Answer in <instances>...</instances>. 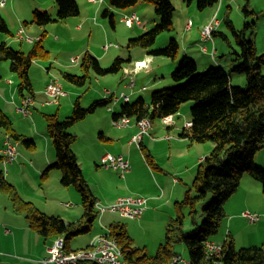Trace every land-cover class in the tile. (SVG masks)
I'll use <instances>...</instances> for the list:
<instances>
[{
    "label": "trees",
    "instance_id": "trees-1",
    "mask_svg": "<svg viewBox=\"0 0 264 264\" xmlns=\"http://www.w3.org/2000/svg\"><path fill=\"white\" fill-rule=\"evenodd\" d=\"M108 1L112 7L122 10L135 8L143 3L150 4L154 8L153 12L159 17L153 28L136 38H130L129 49L136 47L149 49L154 46L157 37L174 30L175 9L171 0ZM220 1L197 0L198 10L217 5ZM184 2L188 5L193 3V0ZM54 3L57 8L55 17L47 11H35L31 23L45 27L80 14V6L76 0H55ZM245 11L248 12L247 9ZM103 14L110 18L114 26L113 14L108 10ZM232 29L240 51L235 52V59L229 60L230 65L227 69L222 66L201 68L189 56H183L175 62L176 70L171 75L177 86L155 90L151 94L150 102L143 97L134 102H123L121 112L113 116L115 119L127 117L138 122L147 118L153 123L155 119L178 114L183 103L192 101L194 102L191 107L192 126L180 136L187 138L191 144L206 142L214 144L210 154L198 164L197 176L194 178L197 195L191 197L190 192H187L184 201L177 204V216L168 221L164 242L160 244L155 255L133 248V239L124 224L116 223L110 227V233L106 234L117 240L128 264H171L173 259L179 256L175 250L179 243L184 244L189 250L190 264H264V247L250 246L239 250L230 235L222 241L223 250L219 259L205 256L206 242L218 238L219 228L225 217V204L237 191L241 176L248 174L262 185L261 189L264 192V168L254 163L256 155L264 149V53L260 55L257 53L255 43L247 39L245 32ZM0 34H10L4 20H0ZM216 34L217 32L213 36ZM220 35L229 40L225 35ZM179 49V43L172 37L164 48L151 51L149 54L175 60L179 55ZM48 54L39 42H36L29 53H24L0 41V61H9V70L18 75V95L25 97L33 94L30 68L34 60L46 59ZM125 63L126 60L117 58L110 67L103 68L99 59L87 52L84 53L80 66L84 75L63 73L62 76L71 84L83 86L91 72L101 77L115 75L123 70ZM230 68L231 71L228 73ZM231 73L246 76L247 89L233 85ZM112 101L111 97L103 98L95 101L89 108H83L77 100L73 105L72 115L64 120L58 119L57 115H45L47 133L52 140V146H55L56 161L43 171V177L46 178L52 170L58 171L60 184L65 188L72 187L80 194L84 209L83 221L66 224L60 217L42 213L33 203L21 199L14 186L6 183L0 172L1 189L5 188L9 192L18 212L24 213L28 224L45 239L63 237L68 242L80 234L89 232L98 218V211L95 208L96 197L93 196L94 193L87 183L78 156L72 147L77 138L69 131L97 109L108 108ZM0 128L5 131L4 135L15 143L21 142L27 148L34 147L35 141L17 134L12 120L1 109ZM141 149L148 158H151L145 148L141 146ZM210 194L212 201L205 203L202 208L206 219L199 224L197 203L205 201ZM183 205L190 206V217L195 226L190 232L184 231L186 219ZM65 248L67 251H73L67 248V243Z\"/></svg>",
    "mask_w": 264,
    "mask_h": 264
},
{
    "label": "crops",
    "instance_id": "crops-1",
    "mask_svg": "<svg viewBox=\"0 0 264 264\" xmlns=\"http://www.w3.org/2000/svg\"><path fill=\"white\" fill-rule=\"evenodd\" d=\"M76 2H78L80 6V14H78L79 16L68 18L62 22L51 23H58L56 25L49 24L45 27H40L32 24L31 18L28 21V17H25L26 14L20 12V8L18 7V5L23 4L21 0H6L5 7H0V20H4L6 22L11 33L6 35L0 34V41L6 42V44L12 46V48L21 50L25 53V51H27L32 45H28L17 39V32H19V30H23L31 38H41L40 42L43 41L44 37H46L45 41L46 45H48V49L46 47L44 48L51 55L54 42L53 39L47 36L48 33H53L56 31L59 32L62 35V39L59 41L61 43V41H63L64 39L63 36L65 37V34H67V32H72V30L76 29V31H79L76 33L78 34L88 30L89 28H86V25L92 23V21L94 23L97 22V18L99 16V13H101L103 7L102 4H104L103 0H85L84 3L76 0ZM45 3V0H40L39 5L42 7V9H47V11L49 10V12L52 11L51 13L55 17V15H57V8L55 7V5L51 9H49L48 6H45ZM108 4V8L105 9V11L108 10L110 14H113V27L115 28H117L118 25L116 16L119 15L120 21H123V17L126 15V13L131 14L132 12H134L140 15L143 24L146 21L148 23L149 18H152V23H155L156 20L159 19L155 12H153L154 8L150 4L143 3L136 6L135 8L125 10L116 9L112 7L109 2ZM54 9L55 12L53 11ZM103 13L102 16L105 17ZM190 20L192 21V23L194 22L192 19H188L185 20L184 23H182L185 26L186 30H188L186 27V23ZM25 24H29V26L25 27ZM143 24H141V26H143ZM206 24H208V22H206ZM206 24H202V28ZM99 25L104 30H108V28L105 27V25L101 22ZM74 26L75 28H73ZM141 26L129 29L130 32L132 30V34H129V37L134 38V36L132 35H135V33L139 34V28H141ZM202 28H200L199 26V32L197 30L193 31L195 29V24L193 23V27L190 29V31L193 32H184L181 36L182 41L187 42L188 45L199 44V49L202 52L210 53V49L208 48L209 42L207 43L208 46L206 45V52L201 49L202 44L204 43L202 40V36H200ZM182 50V54H184L185 56L190 55L188 47H185ZM74 52L75 51L71 53ZM82 52L83 51H80L76 55H69L65 59L59 58V67L68 70L71 69L70 71H72V74L74 73V75H79V71L82 72V70L78 69V67L75 66L79 62V59L81 57L80 53ZM90 53L96 56L95 53ZM217 53L218 50L213 49L212 56L215 57ZM49 54L46 59L49 58ZM60 54L62 53L59 52L57 55ZM103 56L98 57L102 58ZM106 56H108V54H106ZM73 58L77 59L78 62L73 63ZM130 59L131 60L129 64L124 65L123 77L121 78L123 81V79L128 77V73L134 74L136 76L134 78L136 79L131 84L133 85L134 89L136 88L137 77L139 74H141V72H143V70H145V72L150 76H152V72H157V74H159V71L162 70L160 66H155L151 58L147 57L144 53H140L139 58H133L132 56ZM141 61H146L148 67L142 69L135 68L134 64ZM154 61L157 62V59H155ZM224 65L229 67L230 62H227L225 64L219 63V66L224 67ZM1 66L2 65H0V109L11 117L10 119L13 122V126L17 134L24 136L23 134L27 133L26 129L30 128L32 122L30 121V117H25L22 113L17 111V107L21 105L23 97L18 95L19 93L16 86L18 83L16 82V75H14L16 73H13L11 71V74L9 67L5 66L1 68ZM43 68L46 69V73H43V71H40L38 69L37 71H34L32 73V78L30 81L32 83V88L34 91L32 95H34L36 101L35 106L32 107V116H34L36 111L40 109L45 110L48 108L50 109V115L54 113L59 117V114L63 107H68V111H71L73 109V105H75L73 97L75 94L80 95V93L78 92L79 90L71 84H67L68 87L66 88L65 84H63V81H61L57 73L54 72L55 68H53V66H50L48 68L44 66ZM36 76L37 79H39V77L42 78L41 83L36 82ZM53 76H56L59 79L58 81L63 84L65 91H68L66 92L68 93V95L61 98L57 104L52 105V103H49L50 101L48 100V98H46L44 89L50 82L49 80H52ZM145 78L142 77L141 81ZM104 80L106 83H108V79ZM158 83L159 84H157L156 82L154 84V87L162 86L161 82ZM125 88H127V85ZM143 88H146V86H143ZM143 88L139 89L138 91H134L133 94L130 93V95H128L126 92H122L118 97H114V93L109 91V89H106L102 91V96H104L101 99L111 97L113 100L111 105L108 108H99L96 112L90 114L91 116H97L100 122L97 130H95V134L98 136V141L97 143H94L92 156H90L91 162L95 165V170L100 171L99 168L102 167L101 157L106 153H112L116 156H123L125 159L129 160L131 164V171L124 176L116 171L108 169H105V171L102 170L104 172V178L106 179L104 182H106V185L108 187H110L108 185L109 178L118 179L116 175L121 178V180L117 181V183L119 184V191L115 190L113 192H109L108 190H105L104 192H100L97 189H93L91 186V189L94 193L93 196L96 197V201L103 205L109 206L121 196L142 195L144 197L150 198L149 205H147V211L144 213V215L139 218V220H132L137 221L139 224L130 233L136 230L148 229L152 225V218L155 214L169 215L170 218L166 219V223H168V221L173 217L171 216L172 212L167 213L166 210L173 202L175 203L176 201H180V199L184 197L186 190L182 186V182L184 181V179H181L184 176V171L178 168V164L177 162H175V160L177 161L180 158H185L186 155L192 157V152H194L192 150H194L195 148L194 144H191L188 140H186L187 138L185 139L179 137L178 135L181 128H184L185 123L191 122V119H187L185 123L180 124L182 123L178 121L180 115H174V123L170 126L164 124L163 121H161V127H158L155 123H153L152 128H150L149 135H144L140 141V144L131 143L132 137L140 131L138 121L130 119L129 124L125 127L118 128L115 126V118L113 116L115 114L118 115L121 112L122 105H120L119 103H121V101H124L121 98V95L125 94L129 97L128 101L133 102L137 99L136 98L132 100L133 95H135L136 93H139V98L146 96L142 93L144 91H147L148 93L149 90H143ZM134 89H132V91ZM154 91L155 89L152 92ZM148 102H150V98ZM53 106H57L58 108L55 109V107ZM55 110L56 112H54ZM20 115L22 116V118L20 117ZM35 120L37 122L35 131L31 132L32 137H34L33 140L35 141V145H33L34 147H22L21 149L17 148L19 156L15 159L14 163L7 165V171L3 173L4 181L11 186H14L17 194L21 199L33 203L42 213L48 216L60 217L65 221V223L68 224L70 222L78 223L79 221H83L84 209H82L83 207L81 196L76 195L78 192L76 191L77 193H74V188H65L60 184V173L58 171L52 170L46 178L43 177V171L48 169L49 166L55 163L56 155L55 148L54 146H52L53 143L48 138L47 133H45L44 131V121L40 120L39 118H36ZM103 120L104 124H102ZM39 125L41 126V128L39 127ZM5 141L6 136L0 145V158L2 156L1 152L3 146L5 145ZM16 145L18 146L19 144L17 143ZM141 146L149 152L148 154L151 155V158H148L145 155V152L141 149ZM211 149L213 148L210 147V151H212ZM73 150L78 156L76 150L74 148ZM78 159L80 163L79 156ZM202 161L203 159H198L195 156V160L192 162L193 165L188 169V172L190 173L194 171L196 163L200 164V162ZM2 170L3 167L0 163V172ZM111 171L113 173H110ZM253 180L257 182L255 179ZM257 183L259 184V182ZM53 191L56 193L55 201H51V198L49 197ZM78 195L80 194L78 193ZM11 198V195L7 190H5V188L0 190V264H42L41 261L47 256L48 253L47 248L52 245L53 241L56 238L45 239L40 234H38L30 226V224H28L29 221L27 220L25 214L22 212H18ZM68 202H72L75 204L74 209H70L73 208L74 205ZM116 216H118V218ZM97 219L99 221V225L97 226V228L92 225L90 233L84 235L80 234L79 236L74 237L71 245L66 242L67 248L73 251L83 250L84 248L88 249L87 247L91 245L92 240L97 235L108 232L110 233V227L116 223L124 224L128 231V227L126 224L127 219L122 218L115 213H105L102 217ZM228 232L231 236V240H233L231 231L229 230ZM224 239L225 238H220L219 240ZM153 241L155 243V246L152 244L153 247L149 246L147 243L144 244V247L147 249L146 253H148L149 255L155 253L156 249L160 245L157 242L156 238L153 239ZM176 252L180 257L181 255L179 249H177ZM184 264H187V262H185Z\"/></svg>",
    "mask_w": 264,
    "mask_h": 264
},
{
    "label": "rangeland",
    "instance_id": "rangeland-1",
    "mask_svg": "<svg viewBox=\"0 0 264 264\" xmlns=\"http://www.w3.org/2000/svg\"><path fill=\"white\" fill-rule=\"evenodd\" d=\"M21 1L23 2V4H19L18 7L20 8V12L26 14L25 17H28L27 19L28 21L30 20V18L33 19L32 16L34 15L35 11H40V12L47 11V9H42V7L39 5L40 0H21ZM84 1L85 0H79V2L81 3H84ZM103 1L104 4H102L103 7L101 13H99L97 22L94 23L92 21V23L86 25V28H89L90 30L88 29L78 34L76 33L79 31H76V29L72 30V32H67V34H65V37L63 36L64 39L63 41H61V43L59 41L62 39V35L59 32L56 31L47 34L49 38L53 39L54 42L53 51H51V55L49 54L48 59L37 58L36 60H34V64L30 68V72H31L30 77L32 78V73L34 71H37L38 69L40 71H43V73H46V69L43 68L44 66L47 68L53 66V68H55L54 72L57 73L58 77L60 78L61 81H63V84H65L67 88L68 87L67 84H71V83L64 80L62 74L63 73L72 74V71H70L71 69L68 70V69L60 68L59 67L60 63H58L59 62L58 59L59 58L65 59L69 55H76L80 51L83 52L80 53L81 57L79 59V62L75 66L78 67V69H81L80 67L81 59L83 58L84 53L89 52V54H92L90 52H93L96 54V56L94 54L92 55L99 59L101 66L103 68L110 67V65H112L117 58L126 60V63L124 65L129 64L131 60L130 58L132 56L133 58H139L140 53L142 54L144 53L147 57L151 58L155 66L156 65L160 66L162 70L159 71V74H157V72L155 73L152 72V76H150L145 72V70H143V72H141V74H139L137 77L135 89L133 88V85H131L132 82H134V80L136 79L134 78L136 77L134 74L128 73L127 74L128 77L123 79L122 81L121 77H123V70L118 74L106 76L104 78H101L100 76H96L94 73L91 72L90 77L85 79L86 80L85 85L79 86L76 84L75 85L71 84L76 89H78L79 90L78 92L80 93V95L75 94L73 99L75 102L79 100L80 106H82L83 108H89L91 104L101 99L104 96V95L102 96V91L106 89H109V91L114 93L113 95L114 97H118L122 92H126L128 95H130V93L133 94L134 91H138L139 89L143 88V86H146V88H143V90L147 89L149 91L148 93L147 91H144L142 94L146 96L143 95L142 96L144 97V99L146 98V100L149 101L150 95L154 89L158 91L157 89H169L177 86V83L173 81L171 75L176 70L174 69L176 66L175 62H178L183 56H185L184 54H182L183 53L182 49H184L185 47H188L189 49L190 55L188 56L192 60L197 62L201 68L220 67L218 66L219 63L225 64L229 62L230 59L231 60L235 59L236 58L235 52H239L240 48L236 44V38L233 35L232 28H234V30L236 31L245 32L244 34L247 37V39L252 40L255 43L257 53L259 55L264 53V0H221L219 3H217V5L215 4L213 6H208L204 10H198L197 0H193V3L188 5L184 2V0H171V3L173 4L175 9L174 18H173L174 30H172L171 32L163 33L159 37H157L154 46L150 47L149 49H144V48L140 49L139 47L132 49L128 48L130 41V39H128L130 38L129 34H132V30L130 32L129 29L137 26H131L128 23L126 24L124 21H120V17L119 15H117L116 21L118 25L117 28L113 27L110 22V18L102 16V13L105 11V9L108 8L109 5L108 0H103ZM45 2H46L45 6H48L49 9H51L55 5L54 3L55 0H45ZM245 9H247L248 12H246ZM53 11L55 12V9ZM47 12H49V10ZM51 12L52 11H50V13ZM216 13L218 19L221 22V25L218 27V30H216L217 34L213 36V40L211 42L207 41L202 44V48H204L206 47L205 45H207V43L209 42L208 48L210 49V53L202 52L199 49L200 48L199 44L188 45L187 42L182 41L181 36L184 32L192 33L195 30L199 32V26L200 28H202V24L204 23L206 24V22H209L210 19ZM188 19H192L194 21L193 23L195 24V29L193 31L186 30L185 26L182 24L185 22V20ZM148 20H149L148 23L146 21L144 22V24L142 23L143 26L140 25L141 26V28H139L140 33L139 34L135 33V35L132 36L136 38L141 34H143L146 30L153 28L155 26L154 24L158 22L159 19L156 20L155 23H152L153 22L151 21L152 18H149ZM100 22L104 24L105 27L108 28V30H104L99 25ZM56 24L58 23H54L51 25H56ZM28 26L29 24H25V27ZM73 28H75V26ZM220 34L225 35L226 38L229 40H225V38ZM172 37L177 40L180 47L179 49L180 51L177 59L172 60L170 58L153 56L149 54L151 51L164 48ZM45 38L46 37H44L42 42L44 43V47L47 48L48 45H46ZM26 44L29 45V43ZM31 45L32 46H30V48L27 51H25V53H29L33 49L34 44ZM213 49L218 50V53L215 55V57L212 56ZM73 51L75 52L71 53ZM59 52H61L62 54L57 55ZM106 54H108V56H106ZM98 56H103V57L99 58ZM155 59H157V62L154 61ZM0 65H2L1 68L5 66L10 68L9 61H0ZM224 67L228 68L226 65H224ZM230 71L231 68L227 72L229 73ZM10 73L12 74L11 70ZM84 74L85 73L79 71V75L77 76H82ZM231 74H232L233 85L240 86L244 90L247 89L246 76L237 73H231ZM14 75H16V80H17L16 82L19 83L18 75L17 74ZM142 77L144 78L146 77V78L141 81ZM52 78H57V77L53 76ZM104 79H108V83H106ZM36 80H37L36 82L41 83L42 78L39 77V79H37L36 76ZM156 82L157 84H159L158 82H161L162 86L154 87V84ZM126 85L127 88H125ZM16 86L18 87V84ZM132 89L134 90L132 91ZM138 96L139 93H136L135 95H133L132 100L136 98L138 99L139 98ZM123 102L124 101H121V103L119 104L122 105ZM193 104L194 102L192 101L182 104L180 111L178 112V114H176V115H180L178 120L179 122H182L180 124H183L186 122L187 119L192 118L191 107L193 106ZM53 107H55V109L58 108L57 106H53ZM49 111L50 109L48 108L45 110L40 109L35 112L34 116H29L32 124L30 128L26 129L27 133L23 134L26 138L34 139V137H32L31 135L32 134L31 132L35 131L37 125V122L35 120L36 118H39L40 120L44 121L43 127L45 133H47V122L45 120L46 119L45 114L50 115L51 113H49ZM54 112H56V110ZM72 113H73V109L71 111H68V107H63L61 109L58 119L64 120L65 118L71 116ZM52 115H56V114L52 113ZM20 117L22 118L21 115ZM170 117H172L174 123V118H173L174 116H170ZM161 121H163V119H155L153 123H155L158 127H161L162 126ZM171 123H172L171 120L166 123L164 122V124L169 126L171 125ZM102 124H104V120ZM99 125H100L99 119L97 118V116H93V115L92 116L88 115L87 117H85L84 120L75 124L69 131L75 134L77 138L75 144H73L72 147L78 153V156L80 158V164L84 172V176L88 181L87 183H89V185L91 184L90 187L92 186L93 189H97L100 192H104L105 190H108L109 192H113L115 190L119 191V184L117 183V181L121 180V178L118 175H116L118 179L109 178L108 185L110 187H108L106 185V182H104L106 180L104 178V172H103L105 171V168L101 167L99 168L100 171H97L95 170V165L91 162L90 156H92L94 143H97L98 141V136L95 134V130H97ZM39 127L41 128L40 125ZM188 129L189 128L182 127L180 132L178 133L179 137H181L180 134L183 131ZM4 133L5 131L0 128V145L5 139L6 135H4ZM18 144H19L17 146L18 149L25 147V145L21 142ZM194 147H195L194 150H192L194 151L192 152L193 153L192 157L186 155L185 158H180L177 161L175 160V162H177L178 164L177 165L178 168L184 171V176L181 179H184V181L182 182L183 183L182 186L186 190L184 197H182L180 201H176L175 203L173 202L167 208L166 210L167 213L172 212L171 215L173 216L172 218H175L177 216L176 215L177 204H181L184 201L187 192H190L191 197H195L197 195V190L195 189L194 186V181H195L194 178H196L197 176V171L199 166L197 165L198 163H196L194 171L190 173L188 172V169L191 168L193 165L192 162L195 160V156L198 159H204V157L210 154L209 152L210 147L214 148V144L211 142H206L201 144L196 143L194 144ZM254 163L256 164V166L264 168V149H261V151L256 155ZM110 173L113 172L111 171ZM241 177L242 178L239 187L236 189L237 191L234 192V194L225 204L224 207L225 217L223 218L221 228H219L220 232L217 237L219 239L226 238L227 235H230L228 232L230 230L232 233V238L234 240L233 242L237 249L240 250L241 248H247L250 246L264 247V192L263 189H261L262 185L260 183L259 185L257 182H255L248 174H244ZM74 191H75L74 193H77L76 190ZM76 195L79 196L78 193ZM55 196L56 193L53 191L49 196L51 198V201H55ZM148 200H150V198H148ZM210 201H212L211 194L208 195L205 201H200L199 204L197 203V211H198L197 222L199 224H201L206 219L205 215L202 212L203 205H205V203H209ZM68 203L73 204L74 205L73 208L70 209H74L75 204L72 202H68ZM148 205H149V201H148ZM246 212H251V213L253 212L259 214L261 216L260 221L256 223H252L248 218H245L242 215ZM183 213L185 215L184 218L186 219L184 231L190 232L192 231V229L195 228L192 222V217H190V206L183 205ZM116 217L118 218V216ZM167 218H170L169 215L167 214H161V215L155 214L152 218L153 219L152 225L148 229L136 230L132 232L133 234L130 232L134 230L139 223L137 221H132L134 219H127L126 224L128 227V233L133 239V245H132L133 248H138L139 250H145V252H147L146 251L147 249L144 247L145 246L144 244L147 243L149 246L153 247V245L155 244L153 239L155 238L159 244H162L164 242L166 235L165 230H167V224H168L166 223ZM135 220H139V218ZM98 225H99V221L97 219L93 223V226L97 228ZM87 233H90V231ZM218 238L216 240H213L212 242L222 243L223 240H219ZM72 241L73 239L69 240L67 243L71 245ZM175 248L176 251L177 249H179L181 255L180 257H182V262L183 263L187 262V264H190V258L188 256L189 250L187 249V247L184 244L179 243L176 245ZM157 250L158 248L156 249L155 253L151 255H155ZM208 255H209L208 249L205 246V256ZM220 257L221 255L218 254L212 256V259L217 260Z\"/></svg>",
    "mask_w": 264,
    "mask_h": 264
},
{
    "label": "built area",
    "instance_id": "built-area-1",
    "mask_svg": "<svg viewBox=\"0 0 264 264\" xmlns=\"http://www.w3.org/2000/svg\"><path fill=\"white\" fill-rule=\"evenodd\" d=\"M4 3V1H3ZM134 12L123 17V21L131 26H140L142 20L135 17ZM186 27L190 30L193 27L192 21L186 23ZM221 25L220 20L217 17V13L211 18V20L206 24L201 35L203 42L212 41L213 35L218 30ZM23 30H19V36H22ZM26 39V38H25ZM27 41H32L33 38H27ZM206 46V45H205ZM207 47V46H206ZM206 47L202 48L203 51H207ZM73 63H77V59H72ZM135 68H146L148 66L146 61L137 62ZM56 80H52L45 89V96L50 101L49 103L57 104L61 98L66 97L67 93L64 89L63 84ZM121 98L128 102L129 97L125 94L121 95ZM35 101L30 95H26L22 98L21 105L17 107V111L22 114H27V107L34 105ZM172 121V117H165L163 121L166 123ZM130 119L127 117H119L115 119L114 124L116 127L121 128L129 124ZM171 123V124H172ZM139 124L140 131L132 137L131 143L140 144L141 139L144 135H149L150 128H152V122L150 119H143ZM17 143H15L11 138L6 136L5 145L3 146L4 152L2 155L1 164L3 173L7 171V165L15 161L19 156L17 151ZM101 166L105 169L116 171L122 176L131 171V164L129 160L125 159L123 156L114 155L112 153H106L101 157ZM2 187V179L0 178V190ZM148 198L143 196H121L116 199L112 204L103 205L99 202L96 203V210L98 211V218L102 217L105 213H115L120 217L125 219H138L143 216L148 208ZM245 218H248L252 223L260 221L261 216L256 213L246 212L242 214ZM66 241L63 237L56 238L52 245L48 249L47 256L41 261L42 264H82V263H97V264H128L124 260V254L122 248L119 246L117 240L111 237L109 234L103 233L97 235L93 240L88 249H83L79 251H67ZM206 247L208 249V256L212 257L214 255L221 254L223 250V243H215L212 241L206 242ZM171 264H184L181 257H175Z\"/></svg>",
    "mask_w": 264,
    "mask_h": 264
},
{
    "label": "bare ground",
    "instance_id": "bare-ground-1",
    "mask_svg": "<svg viewBox=\"0 0 264 264\" xmlns=\"http://www.w3.org/2000/svg\"><path fill=\"white\" fill-rule=\"evenodd\" d=\"M3 1H4V3H3ZM5 4H6V0H0V5L2 6V7H5ZM135 17L136 18H139V20L141 19L140 18V15H138V14H135ZM33 19H31V21H32ZM8 26V25H7ZM9 28V27H8ZM10 30V29H9ZM11 33V32H10ZM22 36L23 37H21V36H19V34H18V32H17V34H16V37H17V39L19 40V41H21V42H26V43H29V44H36V42H39L40 43V45L42 46V47H44V44H43V42L41 41L40 42V40H41V38H33V40L32 41H27L26 39L27 38H31L30 36H28L24 31L22 32ZM26 38V39H25ZM52 80H56V79H54V78H52ZM52 80H49L50 82L52 81ZM49 82V83H50ZM49 83L46 85V87L49 85ZM46 87H45V89H46ZM45 89H44V92H45ZM34 92V91H33ZM33 99H34V101H35V98H34V95L32 96V95H30ZM35 104H36V101H35V103H34V105H32V106H29V107H27L26 109H27V111H28V113L27 114H23L25 117H29V116H32V114H33V108L32 107H34L35 106ZM9 117V116H8ZM10 118V117H9ZM190 126H192V122H187V123H185V128H190ZM3 152H4V148L2 149V152H1V155H3ZM1 160H2V156H1ZM0 160V161H1ZM15 161H13L12 163H14ZM12 163H10V164H12ZM9 165V164H8Z\"/></svg>",
    "mask_w": 264,
    "mask_h": 264
},
{
    "label": "water",
    "instance_id": "water-1",
    "mask_svg": "<svg viewBox=\"0 0 264 264\" xmlns=\"http://www.w3.org/2000/svg\"><path fill=\"white\" fill-rule=\"evenodd\" d=\"M67 224V223H66Z\"/></svg>",
    "mask_w": 264,
    "mask_h": 264
}]
</instances>
